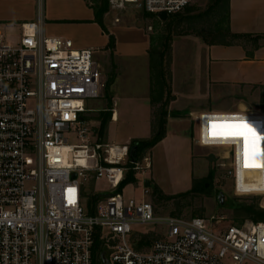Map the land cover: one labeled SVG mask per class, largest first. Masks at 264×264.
<instances>
[{"label":"built area","instance_id":"obj_1","mask_svg":"<svg viewBox=\"0 0 264 264\" xmlns=\"http://www.w3.org/2000/svg\"><path fill=\"white\" fill-rule=\"evenodd\" d=\"M34 1L36 17L21 23L18 37L0 31V264H91L96 233L117 241L111 264H264V220L225 226L216 217L158 216L146 198L118 191L127 171L142 165L132 161L131 143L88 139V102L102 97L107 81L98 48L48 35L46 0ZM108 1L115 11L135 6L169 16L195 0ZM229 112L200 113L198 143L229 149L227 175L237 193L264 194V167H244L243 142L208 135L211 121L232 119L264 135V110ZM258 162L264 165V156ZM100 179L116 194L90 213L87 185ZM157 224L166 233L148 250L131 244L136 227Z\"/></svg>","mask_w":264,"mask_h":264},{"label":"rangeland","instance_id":"obj_2","mask_svg":"<svg viewBox=\"0 0 264 264\" xmlns=\"http://www.w3.org/2000/svg\"><path fill=\"white\" fill-rule=\"evenodd\" d=\"M32 1L0 0V31L18 37L21 34L20 20H24L27 14L31 15L37 9ZM94 2V0L45 2L47 34L52 35L53 31H57L62 34L59 36L72 39L75 47L93 45L98 48L96 56L105 81L115 74V81L113 85L111 84L113 93L104 91L102 95L105 106L97 111H87L84 115L90 142L98 140L108 142L103 138L101 124L107 118L108 125L112 118L110 115L112 104L121 111L125 109L130 111L131 119H128V122L121 121L110 125L108 138L111 142L124 143L129 134L146 133L144 126L147 119L152 121L151 136L161 127L163 104L156 101L158 95L153 97L150 93V102L147 95L149 88L152 89V85L154 87L150 51L153 50L155 57H158V50L163 49L164 43L169 40V36L171 37L170 49L164 59L166 70L170 73L172 96L165 107L168 114L165 126L169 135L159 148L152 151L147 148L141 153L142 169L135 172L136 181L125 186V195L146 198L152 202L158 216L216 217L222 218L225 226L232 223L262 221L253 220L246 209L249 206L264 207V194H239L235 191L233 181L227 175L231 165L229 149L199 144V123L197 117L190 114L192 109L200 106L207 108L203 112L238 111L242 107L251 112L264 110V84L235 79L245 77L243 75L245 66L241 61L223 58L212 62L213 59L207 52L208 46L195 40L201 36L191 33L192 28L208 30L203 23L208 17L189 16L205 11L212 0H196L181 13L168 16L173 19L167 23L155 14L148 16L140 7L129 6L121 11L109 7L104 23L109 33L115 36L114 48L108 45L109 33L98 22ZM227 5L229 7V4ZM226 10L224 4L217 10L216 13L219 15L215 16L213 21L224 17L225 26ZM182 14L185 16L177 17ZM116 17H120V22L114 26L112 23H115ZM226 38L234 40L230 34H227ZM260 41L239 40L242 43L246 42L250 48L257 46ZM220 54L216 53L218 57ZM208 68L212 80L207 72ZM222 70L225 71L223 75L226 77L222 78L225 80L221 79L222 81L218 82L215 78L220 76L218 73L222 74ZM90 102L93 107L96 106V99H91ZM69 142L77 141L70 137ZM145 157H149V167L146 165ZM146 181L150 184L146 185ZM256 185L252 183L249 187ZM87 186L88 191L84 199L87 208L89 198L98 193L97 189L112 191L104 179ZM220 192L223 193L222 203L218 199ZM147 233H154L155 240L165 235L166 228L161 224L138 226L129 237L131 244L139 250H148L153 240L147 244L142 242L143 234ZM104 235L105 237H100L101 247L108 257L117 241L108 238L105 233ZM100 260L103 264L102 253Z\"/></svg>","mask_w":264,"mask_h":264},{"label":"crops","instance_id":"obj_3","mask_svg":"<svg viewBox=\"0 0 264 264\" xmlns=\"http://www.w3.org/2000/svg\"><path fill=\"white\" fill-rule=\"evenodd\" d=\"M196 1V0H195ZM194 1V2H195ZM33 5L35 7L36 2L34 0L32 1ZM107 13V12H106ZM105 13V15H106ZM228 14V24L229 29L233 33H244V34H250L252 36L256 35H264V0H229V7H227V12L226 15ZM45 15H46V20H47V13H46V8H45ZM36 17V11L34 10L33 13L27 14L26 18L24 20H20V24L24 21H29L33 20ZM106 18V16H104ZM119 23V22H118ZM112 25L117 26L116 23H112ZM47 23H46V31H47ZM52 35H62L61 33L57 31H53ZM246 39L247 41H254L258 40L261 38H250V37H241V38H234V40H229L231 43L225 44V43H207L204 39L197 37L195 40L199 41L202 45L206 44L208 46L207 52H209V56L211 59H213L212 62H215L217 60H222L223 58L226 59H231V60H240L242 65L245 66L243 67L244 69V74L245 77L241 78H235L238 79V81L242 82H256V83H262L264 84V39L262 38L263 42H258L257 46L255 47H248L249 45L244 42H239V40ZM150 45V44H149ZM149 45L147 46V53H149ZM93 46V45H91ZM88 47V46H87ZM90 47V46H89ZM78 48H85L84 46L78 47ZM217 52H220V56L218 57L216 55ZM149 56V54H148ZM212 63L209 65V68L211 67ZM208 68L210 79L212 80V75L211 71ZM223 69V68H222ZM224 70H222V74L218 73L220 76L216 81L221 82L224 77H226L224 74ZM222 79V80H221ZM244 79V80H241ZM113 85V84H112ZM111 85V86H112ZM111 86L109 90L105 93H113L111 91ZM150 93L151 89L149 88L148 90V96H149V102H150ZM105 96V95H104ZM115 100H117L115 98ZM91 101V100H90ZM88 102V111H97L104 107V99L102 97L96 99L97 103L96 106L93 107L91 105V102ZM173 105V103H172ZM170 105V108L172 107ZM108 106V103H107ZM207 108H204L203 106H200L198 108H194L190 111V114H193L195 117H198L200 113L205 111ZM134 110V109H133ZM112 112L110 115L112 118L109 120V123L107 125L106 131L104 132L103 138H105L108 142L110 143H116L118 142H111L109 141V129L110 125L113 123H119L121 121L123 122H128V119H131V113L127 109L121 111L118 109L116 106H113L110 109ZM238 111H246V108H241ZM219 112H229V111H219ZM215 118V117H214ZM209 121H207V124ZM146 126V127H145ZM144 126V130L146 128V133L139 134H129L127 138H125L124 143H119V144H125V143H130L133 140L136 139H141V138H148L152 134V121L151 119L146 120V125ZM258 132H260L259 127L256 128ZM168 132H166V135L153 147L150 148V150H155L159 148L167 139L168 137Z\"/></svg>","mask_w":264,"mask_h":264},{"label":"trees","instance_id":"obj_4","mask_svg":"<svg viewBox=\"0 0 264 264\" xmlns=\"http://www.w3.org/2000/svg\"><path fill=\"white\" fill-rule=\"evenodd\" d=\"M96 5V10L98 14V22L102 26V28L109 33L108 29L106 28V25L104 23V16L107 10L109 9V1L108 0H94ZM226 5V9L228 7L227 4H229V0H212L211 4L205 9V11L197 13L196 15H190L189 18H203L208 17L207 20H203V23L206 24L208 30H194L193 28L191 30V33H196L197 35H200L202 39H204L207 43H225L229 44L231 41L227 40L226 35L230 34L233 38H241V37H250V38H264V35H256L252 36L250 34H244V33H233L229 29V25L225 24L223 25L224 17L222 19H217V21H213V18L219 13H216L221 6ZM189 7V6H188ZM187 7V8H188ZM186 8V9H187ZM145 11V10H144ZM227 12V10H226ZM145 13L149 16L154 13L145 11ZM181 13V12H178ZM175 13V14H178ZM156 15V14H155ZM174 14L169 15L173 16ZM185 15L182 14L177 17H184ZM173 18L166 19V23L170 22ZM226 22L228 23V14L225 16ZM168 20V21H167ZM207 31V32H206ZM109 36V47L114 48L116 45L115 36L112 34H108ZM169 40L164 43L165 47L161 50H158V57H155L154 51H150V62H151V68H152V83H154V87L152 85L151 93L152 96L155 97L156 95V101L162 102L163 109L161 111V117H160V123L161 127L158 128V130L153 134L152 136L148 138H141L136 139L133 143H136L138 145V157L137 160H139L141 157V153L147 149L153 147L155 144H157L165 135H166V126L167 123V110L165 109L166 105L168 104L169 99H171V88H170V73L166 70V64H165V55L170 49V40L171 37H168ZM255 40V39H254ZM115 81V74H112L110 78L106 81V88L105 91L107 92L111 86V84ZM104 117H106L104 115ZM106 120L102 121L101 124V130L103 133L106 131L107 125ZM102 139V138H100ZM101 141V140H100ZM132 143V144H133ZM129 166H133L132 163H128ZM135 170L133 168H130L127 171V174L124 178V180L120 183L118 187V191H121L127 184L136 181L135 177ZM161 193V192H160ZM99 201L98 193L92 195L89 198L88 203V209L90 213L95 212L96 204ZM246 211L248 212L249 216L257 221V220H264V207H256V206H249L247 207ZM143 240L142 242L144 244L150 243L155 237L154 233H147L143 234ZM142 242L140 244H142ZM101 239L99 233H96L95 235V242L93 246V259L91 264H101L100 260V254L103 252L101 247Z\"/></svg>","mask_w":264,"mask_h":264},{"label":"snow or ice","instance_id":"obj_5","mask_svg":"<svg viewBox=\"0 0 264 264\" xmlns=\"http://www.w3.org/2000/svg\"><path fill=\"white\" fill-rule=\"evenodd\" d=\"M208 135L213 139L241 140L243 142L244 167H264L258 162L259 158L264 156V148L261 147L262 142H264V135L246 121L236 119L211 121ZM69 192H74V190L69 189Z\"/></svg>","mask_w":264,"mask_h":264},{"label":"water","instance_id":"obj_6","mask_svg":"<svg viewBox=\"0 0 264 264\" xmlns=\"http://www.w3.org/2000/svg\"><path fill=\"white\" fill-rule=\"evenodd\" d=\"M158 17L162 20H166L168 18V14L165 12V11H161L158 13ZM130 157L132 159L133 162L137 161V157H138V145L136 143H133L131 145V148H130ZM150 182L149 181H146V185H149ZM116 194V191H100L98 193V198L99 199H102L104 197H107V196H112ZM218 199L220 200V202L222 203V199H223V193L220 192L219 195H218ZM102 261H103V264H111L110 261H109V258L106 256V251H103L102 252Z\"/></svg>","mask_w":264,"mask_h":264},{"label":"bare ground","instance_id":"obj_7","mask_svg":"<svg viewBox=\"0 0 264 264\" xmlns=\"http://www.w3.org/2000/svg\"><path fill=\"white\" fill-rule=\"evenodd\" d=\"M223 115H225L226 114V112H221ZM227 113H231V112H227ZM250 125H252L253 126V124H250Z\"/></svg>","mask_w":264,"mask_h":264}]
</instances>
